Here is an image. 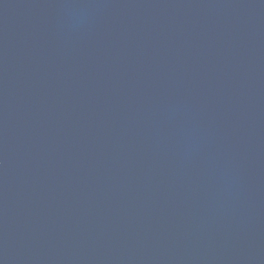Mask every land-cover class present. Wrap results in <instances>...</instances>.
I'll list each match as a JSON object with an SVG mask.
<instances>
[{
    "label": "water",
    "instance_id": "95a60500",
    "mask_svg": "<svg viewBox=\"0 0 264 264\" xmlns=\"http://www.w3.org/2000/svg\"><path fill=\"white\" fill-rule=\"evenodd\" d=\"M0 264H264V0H0Z\"/></svg>",
    "mask_w": 264,
    "mask_h": 264
}]
</instances>
